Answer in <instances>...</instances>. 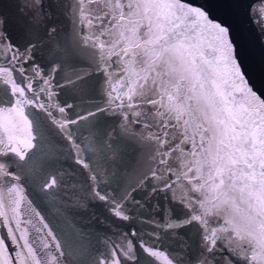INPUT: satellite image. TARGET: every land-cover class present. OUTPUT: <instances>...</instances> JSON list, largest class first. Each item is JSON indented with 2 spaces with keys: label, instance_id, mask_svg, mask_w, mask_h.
I'll return each instance as SVG.
<instances>
[{
  "label": "snow or ice",
  "instance_id": "6c2138e0",
  "mask_svg": "<svg viewBox=\"0 0 264 264\" xmlns=\"http://www.w3.org/2000/svg\"><path fill=\"white\" fill-rule=\"evenodd\" d=\"M17 12L0 10V264H71L46 208L77 184L104 221L81 264H264V93L230 28L187 0ZM248 13L264 32V0Z\"/></svg>",
  "mask_w": 264,
  "mask_h": 264
},
{
  "label": "water",
  "instance_id": "95a60500",
  "mask_svg": "<svg viewBox=\"0 0 264 264\" xmlns=\"http://www.w3.org/2000/svg\"><path fill=\"white\" fill-rule=\"evenodd\" d=\"M55 3L56 0H53L54 7ZM187 3L205 9L213 20L230 28L246 79L254 86V90L264 93V32L249 17L248 10L252 0H187ZM0 10L9 17L16 18L17 0H0ZM56 148L59 149L60 145H56ZM46 150L52 151L49 146H46ZM144 164L145 160L137 151L130 150L125 157L124 167L129 174ZM120 165L121 161L117 159L114 164L106 167L115 168ZM65 191L73 193L70 197L72 202L67 203L69 197L66 195L63 200L48 205L46 212L54 218L57 232L66 245V252L70 253L71 264H81L88 260V252L96 246V237L104 234V221L101 217L97 222L101 215L100 209L95 205H88L83 199L80 185Z\"/></svg>",
  "mask_w": 264,
  "mask_h": 264
}]
</instances>
